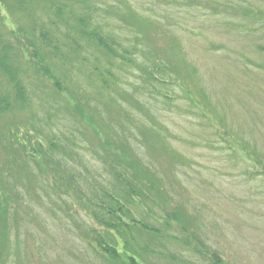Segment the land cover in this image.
Masks as SVG:
<instances>
[{
    "label": "rangeland",
    "instance_id": "1",
    "mask_svg": "<svg viewBox=\"0 0 264 264\" xmlns=\"http://www.w3.org/2000/svg\"><path fill=\"white\" fill-rule=\"evenodd\" d=\"M79 28L98 29L116 53ZM43 32L61 46L49 51L51 67L89 102L94 124L17 64L28 101L0 112V264H113L90 245L100 226L87 197L102 188L121 195L93 150L96 130L127 137L129 160L152 176L153 217L129 204L136 219L163 229L167 204L179 231L202 242L185 247L173 231L165 239L138 229L140 245L182 259L146 262L264 264V0H0V53L11 46L5 53L17 62L27 39L40 44ZM11 87L1 78L2 95ZM16 135L58 138L76 188L57 186L52 165L27 163Z\"/></svg>",
    "mask_w": 264,
    "mask_h": 264
},
{
    "label": "trees",
    "instance_id": "2",
    "mask_svg": "<svg viewBox=\"0 0 264 264\" xmlns=\"http://www.w3.org/2000/svg\"><path fill=\"white\" fill-rule=\"evenodd\" d=\"M66 6L62 3L57 8L58 18L63 17ZM77 20L80 26L85 22L84 18ZM12 32L14 35L17 34L15 30ZM79 32L86 39L94 41L111 55L116 53L115 44L102 36L98 29L89 32L84 28H79ZM40 37V44L27 39L28 45L21 47L19 59L18 61L15 60L17 62L11 60L9 53V55L5 53L11 46L5 47L0 53V80L5 77L12 86L11 91L7 95L0 93V112L9 110L15 104L24 107L28 101L27 89L20 76V69L19 67L17 68L18 63H24L33 70L37 77L49 81L58 94L66 98V105L69 110L71 109L88 127L91 126L92 123L94 124L93 119L86 112L89 102L87 101L84 104V101L81 100L82 98L79 99L75 94L67 76L57 75L51 67L49 51L52 49L56 52L60 50L61 46L59 47L58 42L50 38L47 32L41 33ZM71 43L75 47L80 46L75 39ZM95 71L103 76L102 78L107 76V74L110 75L108 71H100L97 68ZM103 82L107 84L106 79H103ZM10 97L14 98V100H10ZM95 133L97 142L93 144V150L102 152L99 157L111 170L115 185L118 186L121 195L108 188H102L100 190L101 196L94 199L87 197L90 208H92V220L100 226L99 229H90V245H92L94 250L104 259L112 261L113 264H150L146 261L152 254H156V259L159 260L182 261L177 255L169 253L167 249L154 252L152 249L148 250L147 247L140 245L138 229L149 233L152 237L165 239H167L168 233L173 231L175 236L171 237L169 235L171 239L185 247L195 244L197 246L196 249H199L198 246H202V242L197 237L186 234V231L183 234L179 231L182 226L178 223V215L167 204V208H164L165 218L162 221L158 219V223L162 225L163 229L136 219L134 210L129 204L135 206L136 209H143L147 216L153 217L152 208L147 205L148 202L154 203L156 198L152 176L149 172L145 175V167L139 160H129L127 155L129 150L127 137L121 135L120 138H117V136L103 135L99 130H96ZM15 137L19 151L23 153L27 163L31 162L42 170H48L47 166L52 165L51 168L55 169V171L50 178L55 181L57 186L60 184V187L66 185L65 187L76 188L75 181H78V179L72 174L68 175L63 169V163L68 158H63L64 161L60 159L66 149L63 148L58 138L54 137L48 143H43L40 141L31 142L28 135H16ZM57 154H60V157H57ZM56 172H59V174L61 172L60 177L59 175L58 177L54 175ZM77 190L81 192L78 188ZM218 261L219 259H216V262Z\"/></svg>",
    "mask_w": 264,
    "mask_h": 264
}]
</instances>
